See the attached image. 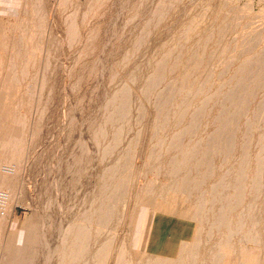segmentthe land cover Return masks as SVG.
<instances>
[{"label":"rangeland","instance_id":"rangeland-1","mask_svg":"<svg viewBox=\"0 0 264 264\" xmlns=\"http://www.w3.org/2000/svg\"><path fill=\"white\" fill-rule=\"evenodd\" d=\"M66 217L52 264H264V0H0V264Z\"/></svg>","mask_w":264,"mask_h":264},{"label":"bare ground","instance_id":"bare-ground-1","mask_svg":"<svg viewBox=\"0 0 264 264\" xmlns=\"http://www.w3.org/2000/svg\"><path fill=\"white\" fill-rule=\"evenodd\" d=\"M130 1V0H129ZM127 2V1H126ZM133 2V1H132ZM122 3V2H121ZM122 4H124V3H122ZM127 6H128V4H127ZM122 7V6H121ZM124 7V6H123ZM121 8H119V10H120ZM126 9V8H125ZM125 11V10H124ZM118 13H119V11H118ZM144 13V12H143ZM149 14V13H148ZM119 16V15H118ZM148 16V15H147ZM119 18H120V16H119ZM115 20V19H114ZM120 20V19H119ZM143 20V18L141 19V21ZM116 21H118V19H116ZM114 23V22H113ZM120 23V22H119ZM137 23V22H136ZM137 25V24H136ZM116 26V25H115ZM118 26V25H117ZM116 28H114V30H115ZM113 30V31H114ZM116 31H117V29H116ZM117 33V32H116ZM116 33H114V34H116ZM132 33V32H131ZM111 34V33H110ZM110 36H112V35H110ZM113 37V36H112ZM111 38V37H110ZM111 42V41H110ZM109 55H110V53H109ZM100 58H102V57H100ZM103 61V60H102ZM110 61V60H109ZM101 62V61H100ZM108 62V61H107ZM110 64V63H109ZM101 65H103V64H101ZM105 65V64H104ZM103 68V67H102ZM101 69V68H100ZM103 71V70H102ZM100 85V84H99ZM104 86V85H103ZM101 88H103V87H101ZM104 90H105V88H104ZM32 91V90H31ZM105 100V99H104ZM102 101V100H101ZM103 102V101H102ZM98 113H99V110H98ZM96 119V118H95ZM79 120V119H78ZM92 120H94V119H92ZM86 122V121H85ZM63 123V122H62ZM80 124H81V122H80ZM62 126V125H61ZM83 126V125H82ZM80 128H81V126H80ZM84 128V127H83ZM83 128H81L82 130H83ZM83 132H84V137H85V135L88 133H86V131H84L83 130ZM82 132V133H83ZM86 133V134H85ZM77 134V133H76ZM87 137V136H86ZM85 137V138H86ZM86 140H87V138H86ZM73 141V140H72ZM88 144H89V147H90V145H91V143H89V142H87ZM61 147V146H60ZM247 147V146H246ZM81 149H83L82 147H81ZM90 149V148H89ZM82 151V150H81ZM80 151V152H81ZM95 151V150H94ZM91 153H93L92 151H90ZM89 152V153H90ZM85 153H87V152H85ZM88 153V155H90ZM78 154H80V153H78ZM94 154H95V152H94ZM150 155V154H149ZM91 156V155H90ZM63 158V157H62ZM76 158V157H75ZM79 158V157H78ZM90 158V157H89ZM91 160H89L90 161V164H88V166H91L90 168H91V170H93L94 171V168H95V166L97 165L95 162V159H94V155L93 156H91V158H90ZM157 159V158H156ZM74 160V159H73ZM60 162V161H59ZM74 162V161H73ZM183 162V161H182ZM73 165H74V163L72 164V167H73ZM72 167H70V169L68 170V171H70L71 172V169H72ZM97 167V166H96ZM74 168V167H73ZM90 168L88 167L87 168V170L89 169L90 170ZM98 168V167H97ZM54 169H55V167H54ZM132 169V168H131ZM88 170V171H89ZM95 170H96V173H94V172H92V174H91V172H90V174L91 175H97V177H98V173L97 172H99V171H97V169L95 168ZM55 171V170H54ZM53 171V172H54ZM110 171H112V170H110ZM69 172V174L71 175V173ZM60 173V172H59ZM100 173V172H99ZM53 174V173H52ZM112 174V173H111ZM70 175H69V177H70ZM72 176V175H71ZM102 176V175H101ZM68 177V178H69ZM97 177L95 176V178H96V180L97 181H99L98 179H97ZM52 178H54V177H52ZM72 178V177H71ZM101 177H99V179H100ZM104 178V177H103ZM108 178H110V172L108 173ZM50 179V178H49ZM70 180V179H69ZM92 180H93V176H92ZM92 180H88V181H92ZM54 180H52L51 182H53ZM71 181V180H70ZM101 181H103V182H101ZM69 182V181H68ZM72 182V181H71ZM81 182V181H80ZM95 181H93V183H94ZM99 182H101V183H104V179H100V181ZM81 183H83V182H81ZM85 183V182H84ZM93 183H92V185H89L88 186V188L86 187V185H84V184H82V187L84 188V186H85V188H87L86 190H84L83 188V190L84 191H86L88 194H85V195H89L90 194V196L89 197H91V191H92V194H93V191H95V189L93 190ZM53 184V183H52ZM51 184V185H52ZM55 184V183H54ZM97 184V183H96ZM76 185V184H75ZM78 186H80L81 184H77ZM76 185V186H77ZM100 185V184H99ZM99 185H97V186H99ZM100 186H102L103 187V185H100ZM55 187V186H54ZM101 187V188H102ZM56 189V191H57V187H55ZM80 188V187H79ZM96 188V187H95ZM97 188H100V187H97ZM96 188V189H97ZM66 190H68L67 188H65ZM64 189V190H65ZM77 189V187H75L74 188V190H76ZM70 190H72V189H70ZM73 190V191H74ZM146 190V189H145ZM58 191H59V189H58ZM57 191V192H58ZM78 190H76V192H77ZM89 191H90V193H89ZM66 192V191H65ZM65 192H64V194H65ZM70 192V191H69ZM72 192V191H71ZM70 192V193H71ZM79 192H80V196H82L81 195V193H83V191L81 192V189L79 190ZM95 193H97L96 191H95ZM56 194H58V193H56ZM66 194L68 195V192H66ZM75 194V191L73 192V194H70L71 196L72 195H74ZM79 194V193H78ZM58 196V195H57ZM57 196H55V197H57ZM65 196V195H64ZM77 196V195H76ZM75 196V197H76ZM79 196V195H78ZM80 196L78 197V198H80ZM68 197V196H67ZM87 197V196H86ZM32 198V197H31ZM69 198V197H68ZM67 198V199H68ZM64 199H65V197H64ZM73 199H74V197H73ZM81 199H83V196H82V198ZM62 200V199H61ZM78 200V199H77ZM94 200V199H93ZM64 201V200H63ZM66 201V200H65ZM71 201H72V199H71ZM81 201H83V200H81ZM75 202H78V201H75ZM58 203H59V201H58ZM33 204V203H32ZM64 204H65V202H64ZM71 204V203H70ZM74 205H76L75 203H73ZM78 204V203H77ZM87 204V203H86ZM35 205V204H34ZM61 205V204H60ZM79 205V204H78ZM68 206V205H67ZM71 206V205H70ZM35 207V206H34ZM60 207V206H59ZM64 207V206H63ZM75 208L74 209H76V206H74ZM87 207V206H86ZM61 208V207H60ZM65 208V207H64ZM93 208V207H92ZM71 208H69V210H70ZM58 210V209H57ZM73 212H74V210L73 209H71ZM70 210V211H71ZM62 211H63V209H62ZM58 212V211H57ZM73 212H70V213H72L73 214ZM76 212V211H75ZM74 212V213H75ZM59 213H62L60 210H59ZM58 213V214H59ZM57 214V215H58ZM60 215H62V214H60ZM69 216V215H68ZM65 217V216H64ZM58 218H60L59 217V215H58ZM57 218V219H58ZM67 218V217H66ZM66 218H65V220H66ZM72 218H74V217H72ZM87 219H90V218H87ZM153 219V218H152ZM151 219V220H152ZM59 220V219H58ZM64 220V219H63ZM62 219H61V222L63 221ZM68 221V218H67V220H66V223L63 221L62 223V228L60 229L59 228V231H58V229L56 230L57 232H59L58 234H56V235H54L53 237H51V238H49L48 239V242L46 243V246H45V248H44V252H42L43 253V258L45 259V263L46 264H52V258H53V256H52V254H55V253H59L58 254V256L59 255H62L61 253L64 251V246H65V243H64V240H65V237H66V235L67 234H65V231L67 230V228H68V225H69V223L70 222H67ZM73 223V222H72ZM77 225V224H76ZM59 227V226H58ZM15 230V229H14ZM56 232V233H57ZM183 235V234H182ZM87 236V235H86ZM85 236V237H86ZM184 236V235H183ZM150 238V237H149ZM86 240V239H85ZM185 241V240H184ZM30 244V243H29ZM81 244H82V242H81ZM80 244V245H81ZM109 244H111V243H109ZM108 244V246H110ZM42 245V244H41ZM106 245V244H105ZM23 246H21V249H24V250H22V252L23 253H26V249L25 248H22ZM25 247V246H24ZM30 247V246H29ZM103 247V246H102ZM171 247V246H170ZM108 248V247H107ZM123 248V247H122ZM121 248V249H122ZM169 248V247H168ZM39 250H40V248H39ZM120 250V249H119ZM108 251V250H107ZM110 251V250H109ZM21 252V253H22ZM121 252H124V249H122V251ZM170 252V251H169ZM169 252H168V256H169ZM41 253V252H40ZM41 253V254H42ZM103 256V255H102ZM42 258V257H41ZM101 258V257H100ZM123 258V257H122ZM121 258V259H122ZM169 258H170V256H169ZM108 259V258H107ZM4 264H18V263H20V264H25V260L23 259V258H20L19 257V261L18 262H16L15 260V262L12 260V257H11V254L10 253H8L7 252V250H6V248H5V252H4ZM42 260V259H41ZM97 260H99V259H97ZM150 261H149V264H155V255H154V253L151 255V258L149 259ZM157 261H159V260H157ZM96 262H98V261H96ZM119 263V262H118ZM121 264V263H120ZM148 264V263H147Z\"/></svg>","mask_w":264,"mask_h":264}]
</instances>
